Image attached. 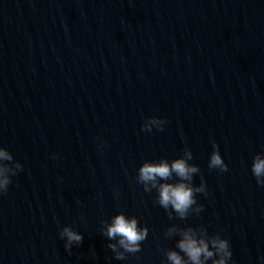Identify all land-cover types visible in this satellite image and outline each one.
Instances as JSON below:
<instances>
[{
    "label": "water",
    "instance_id": "95a60500",
    "mask_svg": "<svg viewBox=\"0 0 264 264\" xmlns=\"http://www.w3.org/2000/svg\"><path fill=\"white\" fill-rule=\"evenodd\" d=\"M0 146V264H169L189 228L264 264V0H0ZM178 157L203 186L183 217L138 179ZM121 212L137 252L106 235Z\"/></svg>",
    "mask_w": 264,
    "mask_h": 264
},
{
    "label": "clouds",
    "instance_id": "9594fccd",
    "mask_svg": "<svg viewBox=\"0 0 264 264\" xmlns=\"http://www.w3.org/2000/svg\"><path fill=\"white\" fill-rule=\"evenodd\" d=\"M152 122L154 123L155 120ZM11 160L12 156L7 148L0 146V195L7 191L11 182L9 174L14 171L8 163ZM210 164L221 169L226 167L218 151L212 152ZM16 167H19V165L17 164ZM251 167L257 182H262L260 178L264 176V156L257 155ZM196 171L197 168L194 165H188L183 157H178L171 162L167 160L146 161L138 169V179L145 183V187L148 186V182L157 187L158 203L165 209L171 206L179 216L183 217L194 203V191H200L203 187L201 185L199 188H194L187 183L191 178V174ZM173 172L182 179L175 183H157V177L168 178ZM105 232L108 237H118V244L123 252L134 253L140 249V242L146 238L147 227L139 226L135 216H125L121 212L112 217L111 223L107 225ZM61 235L67 237L66 249L69 248L70 242L79 243L82 240V235L68 226L63 228ZM209 243L212 245L211 248ZM176 244L187 259L182 257L176 250L170 249L167 252L169 264H189V262L191 264H205V261L209 257H213L214 253L218 255V259H213L212 264H228L231 257L227 239L221 237L206 238L202 234H197L191 228L182 231L181 238ZM109 247L115 250L117 245L110 244ZM123 252H116V256L118 258L122 257Z\"/></svg>",
    "mask_w": 264,
    "mask_h": 264
}]
</instances>
